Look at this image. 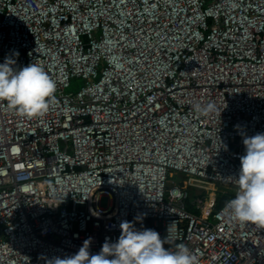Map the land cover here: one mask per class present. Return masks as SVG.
<instances>
[{"label": "built area", "instance_id": "1", "mask_svg": "<svg viewBox=\"0 0 264 264\" xmlns=\"http://www.w3.org/2000/svg\"><path fill=\"white\" fill-rule=\"evenodd\" d=\"M5 57L57 88L37 117L0 101V264H47L89 237L95 254L140 214L198 264H264V228L225 209L234 126L264 132V0H0ZM192 180L231 196L191 198Z\"/></svg>", "mask_w": 264, "mask_h": 264}, {"label": "clouds", "instance_id": "2", "mask_svg": "<svg viewBox=\"0 0 264 264\" xmlns=\"http://www.w3.org/2000/svg\"><path fill=\"white\" fill-rule=\"evenodd\" d=\"M13 56L18 57L19 52ZM14 65L12 57H5L0 63V101H6L8 108L21 117L43 115L54 98L56 81L39 63L19 68ZM194 107L202 115L216 110L212 102ZM234 127L243 138L244 154L239 157L238 174L233 176L235 195L227 201L225 209L241 224L264 228V132L248 136L241 125ZM224 148L227 150V145ZM144 215L122 221L118 238L106 239L97 253H90L89 237L75 254L53 257L47 264H198L197 256L186 244L175 243L167 236L162 238L151 228H137L135 222L142 223ZM169 231H172L170 224L166 232Z\"/></svg>", "mask_w": 264, "mask_h": 264}, {"label": "rangeland", "instance_id": "3", "mask_svg": "<svg viewBox=\"0 0 264 264\" xmlns=\"http://www.w3.org/2000/svg\"><path fill=\"white\" fill-rule=\"evenodd\" d=\"M80 86H81V81L80 80H75L73 82V84H72V88H70L69 90L76 91V90H78L80 88ZM173 180H176V177H174ZM192 184H194L195 187L193 186L191 188V198H194V196L198 195L199 193L206 192V191H204L205 189L210 191V192H213L214 193V197L216 199L218 197H220L221 195L231 194V191L224 185L204 183V182H199V181H195V180H192ZM108 202H109V199L106 196H102L100 198V206L101 207H103V208L107 207L108 206Z\"/></svg>", "mask_w": 264, "mask_h": 264}, {"label": "trees", "instance_id": "4", "mask_svg": "<svg viewBox=\"0 0 264 264\" xmlns=\"http://www.w3.org/2000/svg\"><path fill=\"white\" fill-rule=\"evenodd\" d=\"M231 194H224V195H221L220 197H218L216 200H215V204L217 207H220L223 203H225L229 198H230ZM162 237V236H161Z\"/></svg>", "mask_w": 264, "mask_h": 264}]
</instances>
